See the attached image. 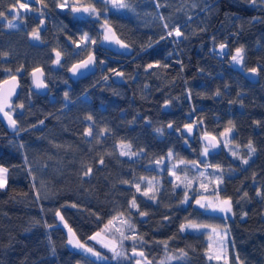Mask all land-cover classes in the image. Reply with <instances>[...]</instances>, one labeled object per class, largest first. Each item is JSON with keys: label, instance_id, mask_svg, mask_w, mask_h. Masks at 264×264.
Returning <instances> with one entry per match:
<instances>
[{"label": "trees", "instance_id": "trees-1", "mask_svg": "<svg viewBox=\"0 0 264 264\" xmlns=\"http://www.w3.org/2000/svg\"><path fill=\"white\" fill-rule=\"evenodd\" d=\"M60 1L43 0L47 7L38 2L18 12L17 0H0V80L16 74L19 81L10 109L18 130L9 133L0 123V165L8 169L0 189V264H135L113 258L89 239L121 213L143 238L136 247L150 264H162L181 249L185 258L163 264H225L207 249L203 231H181L190 222L227 231V264H238L237 255L242 264H264L262 0H126L130 7L124 11H104L95 0H82L104 14L99 19L75 15L58 7ZM11 9L18 23L9 28ZM105 20L127 51L99 42ZM175 26L182 33L178 38L168 35ZM84 33L96 41L95 70L74 78L68 65L84 57L69 52ZM222 42L227 53L218 59L207 49ZM237 48L243 49V62L235 65L227 57ZM54 51L66 55L56 66ZM38 65L48 84L43 95L29 86V70ZM249 68L257 69V82L240 71ZM190 121L191 137L182 135L180 127ZM202 129L218 139L217 152L202 156ZM221 140L241 155L251 142L255 152L242 164ZM121 144L131 145L126 150L136 155H121ZM201 157L219 166L222 182L211 193L230 199L231 216L201 208L191 195L184 202V189L169 178L173 160ZM88 168L91 173L84 175ZM133 197L139 210L129 207ZM57 210L81 242L100 248L107 259L69 248ZM120 246L129 255L133 241Z\"/></svg>", "mask_w": 264, "mask_h": 264}, {"label": "snow or ice", "instance_id": "snow-or-ice-1", "mask_svg": "<svg viewBox=\"0 0 264 264\" xmlns=\"http://www.w3.org/2000/svg\"><path fill=\"white\" fill-rule=\"evenodd\" d=\"M38 2H40L42 4L43 7H47L46 4H43V0H38ZM251 2L253 4H255V0H251ZM17 3L19 5V9H23V10H30L29 9V4L27 2L21 3L20 0H17ZM95 3L97 4H101L104 6V11L108 10V5L111 4L112 8L116 9V10H120V9H125V8H129L130 5L126 2V0H95ZM60 8H65L68 7L71 9V11L73 13H80V14H87L89 17H95L96 19H99L101 16V11L98 10L95 6V4H91L89 6H77L74 4H70L68 2V0H64L63 3H59L57 5ZM12 7H15V5H13ZM42 14V13H41ZM5 15L4 12L0 11V17H3ZM41 24H43V20H41ZM9 28L14 27V25L11 23V21H9L8 25ZM103 27L106 28V31L104 32V40H112L114 39V33L111 32V29L107 27V20H105ZM165 28L168 27L167 24L164 25ZM175 34L176 36H180L182 35V33L179 31V29H175ZM31 35L33 36L34 39L39 40V33L38 31H33L31 33ZM168 35L171 36L172 32L169 31ZM163 39V37H161ZM88 42H91L93 44L96 43L95 40H93L87 33H84L81 37H80V41L79 43H77V47H80L81 44H83L85 46V48H87L88 46ZM116 43L120 44L122 48H127L128 45L122 43L119 40L115 41ZM76 43V42H74ZM225 47L224 44L220 45V48L223 49ZM6 55V54H4ZM61 60V53L60 52H56V59L54 61V63L59 64ZM232 60L239 64L243 62V49L242 48H237L236 49V54L234 56H232ZM94 63V57L89 54V56L87 57V59H85L84 61L78 63V64H74L72 66V68L70 69V71H72V73L75 75L79 72V70L81 69H87L91 64ZM153 65L149 64L148 67L151 68ZM19 71V69L17 70ZM249 71L255 73L257 71V69L252 68L249 69ZM117 75H122V73H116ZM44 73L39 69L36 68L33 73V83L35 84V86L37 88H41V87H46L47 85L44 83L42 77H43ZM13 80H15V76L12 77ZM105 79H107V77H105ZM11 91L4 93V92H0V113H3L4 117L7 118L8 120V124L9 126L13 129V130H18L17 129V121L15 119L12 118L11 114L9 111H5V108H10L11 105L9 104L8 100L9 97L11 96ZM217 95H219V92L216 93ZM67 93H65V98L67 99ZM20 108H23V104L19 105ZM88 120H91L92 117L91 115H89L87 117ZM41 123H43L41 121ZM231 123V122H229ZM168 127H172L171 124L168 125ZM188 130L189 133L192 132V125H186L185 126ZM157 132H161V129H156ZM232 131L231 128L226 129V133H230ZM91 130L89 129L86 132V135H91ZM223 135V134H222ZM206 139H209V143L214 147L215 146V137H205ZM121 155H136V153H132L126 149H130L131 145H126V144H121ZM248 148L250 149V153L251 152H255V148L252 146L251 142H249ZM208 149L205 148L204 149V155H207ZM172 153L169 152V156H171ZM233 155H236L235 153H233ZM183 163V161H181ZM100 163H103V158L101 157L100 159ZM243 163L247 164L248 160L245 159L243 160ZM175 167V166H174ZM217 168H219V166H216ZM92 169L88 168V170L84 173V175H89L91 173ZM7 172L8 169L0 166V189H3L6 184H7ZM173 175H175V173H172ZM201 176H203V173H200ZM177 180L180 179L179 176L176 177ZM217 181L222 182V177H217L216 178ZM125 183H128L127 181H125ZM201 187L206 188V185L201 184ZM136 191L140 192L141 188L139 184L135 185ZM149 190H152V184L151 181H149ZM145 196H149V191H144L142 193ZM245 195H247V193H245ZM257 195H261V193L258 191ZM37 198H39V194H37ZM150 199H155V195H152L149 197ZM187 199V197H185V200ZM196 203L201 207V208H211L213 211H220L223 213H229L232 211V204L230 199H224L222 201H220V203L218 204H204L201 203L200 200H197ZM72 207H76V205H72ZM130 209H137L138 208V204L136 203V199L135 197L132 198V200L130 201L129 204ZM55 215L60 219V221L64 222V217L61 215L60 211L57 210ZM141 216L147 215V213L144 212H140ZM246 215V213H245ZM116 220H119V227L116 226V224L114 223ZM48 227H51V225H48ZM64 227L67 229L68 235H67V244L68 245H72L74 248H78V249H82L84 252L86 253H90L92 256L97 257L98 259L102 258L101 254L97 251H95L92 247H87L85 243H82L78 237L76 236V233L72 230V228H70L68 226V224L66 222H64ZM210 227L209 225L206 224H197V223H188L187 225H181V231H184L185 228H191L194 230H199L202 228H208ZM110 230H114L116 233L119 234L121 240L119 242L115 241V240H108L107 242L104 241V239L102 238V234L101 232H96L94 233L91 237H89L90 240H94L97 241L99 243L102 244L103 247L108 248L112 253H113V258L119 260L121 258H127V259H131V257H128L126 252L119 250L120 249V244H122L123 240L126 239H131L133 241V247H132V257H138L137 259H135V264H150V262L147 260V257L145 256L144 252L141 251H137V247H136V243L140 242L143 243V238L136 235L135 234V226L130 222V220L124 218L123 213L119 214L118 217H113L112 219H110L107 224L104 225V232H108ZM129 232L131 233V235H126L125 233ZM212 232L215 233L218 237H219V243H218V252L215 255V259L220 260L222 258H225V264H227V259H226V255H227V240H226V236H227V231H225L224 233L219 232L216 228H212ZM98 238H100L98 240ZM234 246V244H233ZM165 247H167V243L165 242ZM211 247V246H209ZM187 256V252H185L183 249L179 250V255H169L167 256V260L171 261V260H181L183 258H185ZM213 257L210 255L209 259H212ZM236 260L238 262V264H242V262L239 261V256H236ZM163 264V262H162Z\"/></svg>", "mask_w": 264, "mask_h": 264}, {"label": "rangeland", "instance_id": "rangeland-1", "mask_svg": "<svg viewBox=\"0 0 264 264\" xmlns=\"http://www.w3.org/2000/svg\"><path fill=\"white\" fill-rule=\"evenodd\" d=\"M20 2L21 3L27 2L29 4V9H31V4H35L36 6H38V1L37 0H20ZM63 2H64V0L60 1V3H63ZM68 2L70 4H74V5H77V6H84V7L90 5V4L84 3L82 0H68ZM259 2H261V1H259ZM262 4L264 5V0H262ZM17 6H18V9H19L18 3H17ZM108 6H109V8L111 10H116V9L112 8L111 4H109ZM124 10H127V8L116 10V11H124ZM11 11L14 12L16 16L15 15H11L12 17L11 18H5V21L7 22V24L9 23V21H11V23L15 27L17 25V23H18V17H17L18 13L15 12L13 9H11ZM24 11H27V10L19 9L18 12H24ZM73 14L78 15V16H88L86 13L85 14L73 13ZM102 15H104V14H102ZM104 22L105 21H102V23L100 25L101 35H100V38H99V42L102 43V44L107 45L109 48H112L113 50L122 51V52L123 51H127L126 48H122L120 44L115 42L117 40L115 35H114V39H112V40H104L103 36H104V32L106 31V28L103 27ZM107 27L110 28L111 32L113 33V30H112V28H111V26H110V24L108 22H107ZM175 29H177V26L172 27L169 31L172 32V34H173V36H175V38H178L179 36H176ZM79 41H77V43H79ZM77 43H76V46L69 52V54L74 56V57L75 56L86 57L87 55L92 53V51H93L92 47L96 46V44L88 42L87 48H85V46L83 44H81L80 47H77ZM221 44H225V43L224 42L216 43L215 45H210L208 47V49H207L208 52L211 55H213L214 57H216L218 59H222L224 57V55L227 53L226 44H225L226 47H225L224 51H222V49L220 48ZM56 52H58V51H54V54H53V58H52V61H51V65L52 66H56L57 65L56 63H54V58H56ZM235 54L236 53L229 55L227 57V60L230 61L231 63L235 64V65H238L237 63H235L232 60V56H234ZM61 56L62 57H66V55L63 54V53H61ZM190 122L195 126V122L194 121H190ZM177 131L179 132V128L177 129ZM201 132H204V129H202ZM201 132L198 134V137H200ZM188 135L191 137V134H188ZM222 141L223 140H221V144L223 145V147L228 151V153L232 157H234L235 159L239 160L240 163L244 164L243 160H245V159L248 160L252 156V153H250V149L248 147L246 149L245 155H241V151H239V148H237L236 145L228 144L227 142H225V141L222 142ZM205 148L208 149L207 153H209L211 151V148L209 146L204 145V147L202 149V156L204 155L203 153H204V149ZM233 153H235L236 155H233ZM181 161H183V163ZM0 166H3V165H0ZM173 172L175 173V175L172 174ZM200 173H203L204 175L201 176ZM168 176L175 184L180 185L184 189L185 197H187L186 200L184 198V202H186L189 199L190 195H191V201H193L194 203H196L197 200H200L201 203H204V204H218V203H220V201H222L224 199H228V198L218 197V196L214 195L213 193H211V190L218 183L216 178L217 177H221V171L216 166L208 164L207 161L205 159H203V157H201L200 160H194V161H186V160H182V159L173 160V162L169 165V168H168ZM177 176L180 177L179 180H177V178H176ZM201 184L206 185V188L201 187ZM205 209L212 210L211 208H205ZM224 214L231 216L232 212L224 213ZM118 216L119 215H116V216H113V217H118ZM56 219H57L58 225H60L63 228V230L65 231V234H66V245L69 248H71L73 250L80 251V252H82V253L90 256V257L98 259L97 257L92 256L90 253L84 252L82 249L74 248L72 245H68L67 244L68 232H67V229L64 227L65 220H64V222H62V221H60V219L57 216H56ZM114 223L116 224V226H118V227L120 226L119 225V220H116ZM187 224L188 223H186L185 225H187ZM209 226L210 227H208V228H202V229H199V230H194V229H191V228H185V230L194 231V232H200V231L202 232L203 231L205 233L204 241L206 242L207 249L215 256L217 254V252H218L219 237L215 233L212 232V228H216L221 233H224L225 229L222 228V227H217V226H212V225H209ZM103 229H104V226L101 229L94 231L90 235V237L96 232H101L102 238L104 239L105 242H107L108 240H115V241L119 242L121 240L119 234L116 233L114 230H110L108 232H104ZM125 234L126 235H131V233H129L127 231H126ZM99 239L100 238H98V240ZM127 240L131 241V239H126V240H123L122 243L124 241H127ZM226 240H227V237H226ZM95 242H97V241H95ZM82 243H84V242H82ZM97 243L101 247H103L101 243H99V242H97ZM86 246L87 247H92V246H90L88 244H86ZM209 246H211V247H209ZM92 248L95 251H97V252H99L101 254V257H102V258H100L101 260H106L107 259V257L104 255V253H102L100 251V248H97V247H92ZM119 250L126 252L125 249L122 246H120ZM127 253L128 252H126V254ZM169 255H171V254H167L165 256V258L160 261V263L168 261L167 260V256H169ZM127 256L130 257L129 255H127ZM123 259H127V258H123ZM135 259H136V257H131V259H127V260H130V262L134 263ZM142 264H143V261H142Z\"/></svg>", "mask_w": 264, "mask_h": 264}, {"label": "water", "instance_id": "water-1", "mask_svg": "<svg viewBox=\"0 0 264 264\" xmlns=\"http://www.w3.org/2000/svg\"><path fill=\"white\" fill-rule=\"evenodd\" d=\"M92 55V54H91ZM89 55H87L86 57L82 58V59H79V60H75L73 62H71L69 65H68V69L70 71V69L72 68V66L74 64H78L82 61H84L85 59H87ZM93 56V55H92ZM94 57V56H93ZM62 58V57H61ZM56 59V58H55ZM36 68H39L43 73H44V69L42 68V66L38 65V66H34L32 67L30 70H29V81H30V88L32 91H34L35 93L37 94H40V95H43V94H46L47 91H48V84L47 82L45 81V73L42 77L44 83L47 85L46 87H41V88H37L35 86V84L33 83V76H32V73L33 71L36 69ZM249 69H252V68H249ZM249 69H246V70H240L241 73L248 79L250 80V82H257L259 80V74L258 72L256 71L255 73L249 71ZM95 70V57H94V63L91 64L87 69H81L79 70V72L77 74H73L72 71H70L72 77L74 78H81V77H84L88 74H91L92 72H94ZM15 76V80L12 79V77ZM18 90H19V81H18V76L16 74H10L6 77H4L3 79L0 80V92H4V93H7L9 91H11V96L9 97V104L12 105L11 103V100L17 95L18 93ZM10 108H5V111H9L10 112ZM11 116H12V113L10 112ZM13 118V116H12ZM0 123L4 126V128L6 129L7 132L9 133H13L15 132V130H13L9 124H8V120L6 117H4L3 113H0ZM186 125H192V132L194 131V125L191 124V123H186L184 125H182L180 127V133L182 135H185V134H191L188 132L187 128L185 127ZM215 137L213 134L209 133V132H202L201 135H200V139L202 141V143L206 146H209L211 148V150L213 152H217L219 150V141L218 139L216 138L215 140V146L213 147L210 143H209V139H206L205 137ZM132 250V249H131ZM129 251V255L132 256V251ZM137 251H141L140 249H137ZM138 257H136L137 259Z\"/></svg>", "mask_w": 264, "mask_h": 264}, {"label": "bare ground", "instance_id": "bare-ground-1", "mask_svg": "<svg viewBox=\"0 0 264 264\" xmlns=\"http://www.w3.org/2000/svg\"><path fill=\"white\" fill-rule=\"evenodd\" d=\"M225 45V44H224ZM226 47V46H225ZM225 47L222 49V51H224L225 50Z\"/></svg>", "mask_w": 264, "mask_h": 264}]
</instances>
